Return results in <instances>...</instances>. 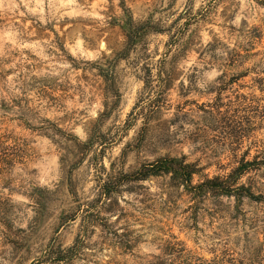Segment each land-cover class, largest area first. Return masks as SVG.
<instances>
[{
  "label": "rangeland",
  "instance_id": "1",
  "mask_svg": "<svg viewBox=\"0 0 264 264\" xmlns=\"http://www.w3.org/2000/svg\"><path fill=\"white\" fill-rule=\"evenodd\" d=\"M257 51L264 0H0V264H264ZM182 155L243 195L140 179Z\"/></svg>",
  "mask_w": 264,
  "mask_h": 264
},
{
  "label": "trees",
  "instance_id": "2",
  "mask_svg": "<svg viewBox=\"0 0 264 264\" xmlns=\"http://www.w3.org/2000/svg\"><path fill=\"white\" fill-rule=\"evenodd\" d=\"M144 26L147 28H157L155 26H152V24H144ZM253 31H257V29H254ZM254 36L258 37L257 35ZM235 55H239V53ZM254 55H258V63L264 65V52L257 51L256 53H254ZM250 73H254V77L251 79L252 82H258L260 85L259 89L264 92V69L262 66L260 67L258 65H254L251 68H245L242 72L231 75L225 82H235V80H238L240 77L247 76ZM161 74L159 73L157 75L156 82L166 81V77H162ZM144 82H154V79L152 78L149 70L147 71V75L144 78ZM142 110H144L142 106H137L135 104L129 115L134 120L137 115L141 114ZM261 113L264 114V111H261ZM249 163V161L241 162L239 166L235 167L231 171V173L227 175L226 179H221L219 176H216L213 178H206L205 180L197 184H193V175L196 174L199 170L194 162L186 161V158L183 155L180 157L163 156L143 166L144 172L141 175L140 179H146L149 176L168 175L169 179L172 180L173 183H175L176 185H182L193 195H199L198 193L204 191H218L226 195H232V192H235L242 196L243 185L234 186V183L236 182L237 178L243 173ZM119 184L120 180L110 181L109 179L103 181L100 186V197L102 196L103 198H109L111 194L116 191V185ZM240 190L241 192H239ZM245 193L246 194L244 195L248 196L249 198L256 197L253 193L250 192V190H246Z\"/></svg>",
  "mask_w": 264,
  "mask_h": 264
},
{
  "label": "clouds",
  "instance_id": "3",
  "mask_svg": "<svg viewBox=\"0 0 264 264\" xmlns=\"http://www.w3.org/2000/svg\"><path fill=\"white\" fill-rule=\"evenodd\" d=\"M213 75H215V74H213Z\"/></svg>",
  "mask_w": 264,
  "mask_h": 264
}]
</instances>
